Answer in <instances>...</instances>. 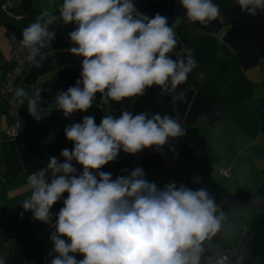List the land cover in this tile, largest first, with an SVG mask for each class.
<instances>
[{"label": "clouds", "instance_id": "obj_1", "mask_svg": "<svg viewBox=\"0 0 264 264\" xmlns=\"http://www.w3.org/2000/svg\"><path fill=\"white\" fill-rule=\"evenodd\" d=\"M179 4L189 23L207 26L220 15L213 0ZM237 4L252 17L264 11V0ZM58 21L76 25L69 33L73 46L67 51L82 57L80 79L43 107L40 89L29 95L17 88L15 96L27 99L28 112L36 121L53 110L65 118L87 112L97 93L109 108L153 87L160 95H172L197 66L191 49H183L185 55L178 59L170 56L177 47L175 28L181 17L169 26L165 16L149 18L139 12L133 0H63L59 17L43 13L22 31L20 46L36 67L44 59L42 50L55 39L50 26ZM64 131L73 149L61 151L63 162L51 157L44 169L27 177L31 194L20 203L34 220L54 229L51 264H205L206 243L220 232L225 219L206 189L177 187L174 182L160 188L147 181L139 167L114 180L111 173L101 171L121 151L134 155L184 136L178 118L146 111L134 115L124 109L118 116L105 114L99 125L92 115L84 116ZM65 193L53 220L51 209ZM0 264H5L3 258ZM207 264L222 261L209 258Z\"/></svg>", "mask_w": 264, "mask_h": 264}, {"label": "crops", "instance_id": "obj_2", "mask_svg": "<svg viewBox=\"0 0 264 264\" xmlns=\"http://www.w3.org/2000/svg\"><path fill=\"white\" fill-rule=\"evenodd\" d=\"M213 2L219 6L220 15L203 26L187 21L179 0H133L139 12L149 18L157 13L165 16L169 26L181 17L182 22L175 28L177 47L170 53L173 59L184 56L179 27L216 37L233 51L237 64L252 82L253 93L222 112L201 93L202 74L195 69L172 95H160V89L153 87L143 96L112 103L109 108L97 93L92 108L69 118L53 110L36 121L28 112L27 99H22L20 130L15 140L4 136L10 117L7 100H0V258L5 264H51L54 246L49 241L54 229L34 220L20 204L31 194L27 177L44 169L51 157L63 162L61 151L74 147L65 136L67 126L82 122L87 115H92L99 125L105 114L118 116L124 109L133 114L146 111L178 118L185 134L170 138L161 148H147L134 155L121 151L117 160L101 171L111 173L114 180L139 167L145 179L160 188L174 182L177 187L183 184L193 190L206 189L225 213V219L220 232L206 243L205 264L209 258L215 262L222 256L227 257L222 264L264 262V11L249 16L233 0L227 22L222 4ZM62 3L63 0H0V14L14 20L22 36L23 29L41 14L59 17ZM75 28V24L65 25L62 21L51 25L55 39L51 47L42 50L41 66L28 61L20 76L19 87L29 95L37 88L42 91V107L80 79L82 57L67 51L73 46L69 33ZM10 50L9 32L0 24V64L9 58ZM73 165L82 173L80 165ZM64 198L67 193L52 207L53 220ZM76 259L83 256L76 255Z\"/></svg>", "mask_w": 264, "mask_h": 264}, {"label": "trees", "instance_id": "obj_3", "mask_svg": "<svg viewBox=\"0 0 264 264\" xmlns=\"http://www.w3.org/2000/svg\"><path fill=\"white\" fill-rule=\"evenodd\" d=\"M217 1L222 4L224 18L228 22L231 17L233 0ZM0 24H3L9 33H13L19 42L22 40L15 21L4 13L0 14ZM178 35L182 41L183 49L192 50L197 63L194 69L202 74L201 93L213 103L219 112L252 96V82L237 64L233 51L220 39L182 27H179ZM183 54L185 55L184 52ZM19 86L20 78L17 79V88ZM259 264H264V262Z\"/></svg>", "mask_w": 264, "mask_h": 264}, {"label": "built area", "instance_id": "obj_4", "mask_svg": "<svg viewBox=\"0 0 264 264\" xmlns=\"http://www.w3.org/2000/svg\"><path fill=\"white\" fill-rule=\"evenodd\" d=\"M11 50L9 58L1 62L2 76L0 78V100H7V114L10 122L4 130V136L8 139L15 140L20 130V106L23 98H17L15 91L17 89V79L20 78L28 60L27 53L21 48L20 42L13 33H9ZM226 176L229 175L227 170L224 171ZM222 256L218 261L222 263L226 260Z\"/></svg>", "mask_w": 264, "mask_h": 264}, {"label": "water", "instance_id": "obj_5", "mask_svg": "<svg viewBox=\"0 0 264 264\" xmlns=\"http://www.w3.org/2000/svg\"><path fill=\"white\" fill-rule=\"evenodd\" d=\"M49 244L52 245V246H54L51 240L49 241Z\"/></svg>", "mask_w": 264, "mask_h": 264}]
</instances>
